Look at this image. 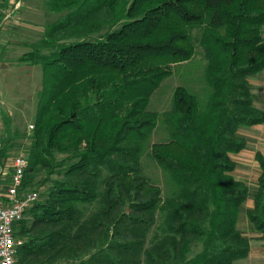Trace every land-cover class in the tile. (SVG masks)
Wrapping results in <instances>:
<instances>
[{"label":"trees","instance_id":"16d2710c","mask_svg":"<svg viewBox=\"0 0 264 264\" xmlns=\"http://www.w3.org/2000/svg\"><path fill=\"white\" fill-rule=\"evenodd\" d=\"M45 6L58 18L20 59L40 69L41 87L19 194L48 188L14 228L17 264H235L249 253L236 228L248 199L264 246V157L255 155L253 193L231 177L229 158L246 148L239 130L264 125L249 83L264 71V0ZM196 57L208 100L177 88L163 116L170 141L150 147L174 187L163 199L140 165L163 122L147 108L172 68ZM0 119L3 167L17 134ZM192 243L200 252L190 257Z\"/></svg>","mask_w":264,"mask_h":264},{"label":"rangeland","instance_id":"374dc122","mask_svg":"<svg viewBox=\"0 0 264 264\" xmlns=\"http://www.w3.org/2000/svg\"><path fill=\"white\" fill-rule=\"evenodd\" d=\"M36 3L35 1L33 5L37 6ZM45 3L46 0H40L38 3L40 8V24L44 25V27L58 18V16L48 12ZM204 66V61L196 57L189 63L173 67L172 75L164 80L151 96L147 111L157 114L159 119L163 121L165 118L163 116L170 111L172 96L177 88L185 89L189 94L195 96L200 105L203 106L210 96V91L205 83ZM21 70L24 78L23 82L17 81V83L12 85L14 87L13 90L9 89L5 92V98L0 99V116L3 114L10 119L12 132L17 134L15 141L12 143L13 147L9 151L8 159L3 163L2 169L5 170V175L3 177L0 176L3 194H6L10 186L9 179L14 160L18 157L25 159L27 157L26 154L30 147V137L37 110L38 93L41 87V71L38 67H26ZM249 83L253 94V106L264 113V71L250 79ZM168 133L169 127L164 121H159L156 129L149 134L145 150L140 158L144 177L160 188L163 199L171 196L174 187L166 173L150 159V147L155 144H166L169 142L170 137ZM238 135L245 140L246 148L239 154L229 156L231 162L234 164L231 177L235 181L243 183L249 192L253 193L257 189L260 175L255 155L259 153L264 157V125L250 129H241ZM3 137L4 131L0 119V139ZM40 178L41 176L37 180L39 181ZM57 178L60 179V176H54L53 179ZM46 188H48V185L39 191L40 200H43L42 196ZM251 208L252 203L248 199L241 207L238 215L236 228L248 241L249 253L246 259L235 264H264V246L260 235L249 224L246 217ZM93 209L94 207L90 206L84 207L83 210H85V215H88ZM152 236L153 232L148 235V241L151 240ZM15 239H18L16 230ZM199 252L200 246L197 243H192L190 257Z\"/></svg>","mask_w":264,"mask_h":264},{"label":"crops","instance_id":"0c3cea01","mask_svg":"<svg viewBox=\"0 0 264 264\" xmlns=\"http://www.w3.org/2000/svg\"><path fill=\"white\" fill-rule=\"evenodd\" d=\"M35 1L37 6L33 5ZM39 1L0 0V99L5 98L9 89L13 90L12 85L17 81L23 82L21 69L29 66L21 64L20 59L29 52V46L43 36ZM2 168L0 176L3 177L5 170ZM2 189L0 183V198L5 196Z\"/></svg>","mask_w":264,"mask_h":264},{"label":"built area","instance_id":"2783aa9c","mask_svg":"<svg viewBox=\"0 0 264 264\" xmlns=\"http://www.w3.org/2000/svg\"><path fill=\"white\" fill-rule=\"evenodd\" d=\"M26 168L25 158L18 157L14 160L10 186L4 198H0V264H17V247L20 243L14 239V228L39 201L38 194H19Z\"/></svg>","mask_w":264,"mask_h":264}]
</instances>
